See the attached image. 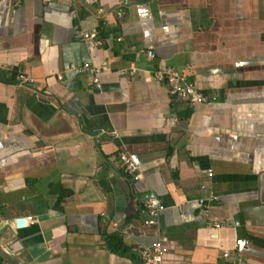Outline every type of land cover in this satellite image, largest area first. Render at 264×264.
I'll list each match as a JSON object with an SVG mask.
<instances>
[{
	"label": "crops",
	"instance_id": "1",
	"mask_svg": "<svg viewBox=\"0 0 264 264\" xmlns=\"http://www.w3.org/2000/svg\"><path fill=\"white\" fill-rule=\"evenodd\" d=\"M166 67L208 101L169 95ZM263 175L264 0H0V264H141L158 237L163 264H264Z\"/></svg>",
	"mask_w": 264,
	"mask_h": 264
},
{
	"label": "built area",
	"instance_id": "2",
	"mask_svg": "<svg viewBox=\"0 0 264 264\" xmlns=\"http://www.w3.org/2000/svg\"><path fill=\"white\" fill-rule=\"evenodd\" d=\"M117 13L119 16L123 14L122 11H118ZM82 36L84 40H91L96 44L101 42L95 37V34L91 32H83ZM146 56L150 59L154 57V52L149 49L146 51ZM76 70L78 72H87L90 76L89 84L95 89L101 88V67L85 62L81 66L77 67ZM153 77L159 81H164L167 84L169 95L174 98L182 99L190 104L208 101V96L204 91L199 89L192 81L188 80L183 73L175 70L172 67L155 70L153 72ZM17 79L20 82L33 81L32 77L22 73L17 75ZM118 158L124 172L128 174L133 180H137L141 177L142 160L139 154L131 152L127 149H122L118 152ZM208 175L211 176L212 172L209 171ZM200 187L205 188V185L202 184ZM214 199L215 195L212 191H210L206 197H202L198 201L202 204L206 201L211 202ZM144 206L146 213L144 223L159 227L160 215L165 208L161 199L154 194H150L145 198ZM32 219L33 216L31 215L15 217L11 220V224L13 226H22ZM216 226L219 227V224H216ZM165 251L166 248L162 240L158 237L150 245L140 246V262L141 264H163Z\"/></svg>",
	"mask_w": 264,
	"mask_h": 264
},
{
	"label": "trees",
	"instance_id": "3",
	"mask_svg": "<svg viewBox=\"0 0 264 264\" xmlns=\"http://www.w3.org/2000/svg\"><path fill=\"white\" fill-rule=\"evenodd\" d=\"M99 28L101 30H103L101 23L99 24ZM63 196H64V194H62L60 196V198H59V200L57 202L61 201ZM108 244L110 245V247L113 250H119L120 248H122L125 245L121 235L119 233H117V232L108 235Z\"/></svg>",
	"mask_w": 264,
	"mask_h": 264
},
{
	"label": "water",
	"instance_id": "4",
	"mask_svg": "<svg viewBox=\"0 0 264 264\" xmlns=\"http://www.w3.org/2000/svg\"><path fill=\"white\" fill-rule=\"evenodd\" d=\"M262 181H263L262 198L264 199V175H263Z\"/></svg>",
	"mask_w": 264,
	"mask_h": 264
}]
</instances>
